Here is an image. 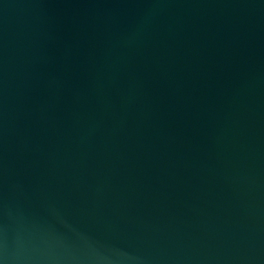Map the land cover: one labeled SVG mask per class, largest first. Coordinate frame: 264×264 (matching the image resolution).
Instances as JSON below:
<instances>
[{"label":"water","instance_id":"obj_1","mask_svg":"<svg viewBox=\"0 0 264 264\" xmlns=\"http://www.w3.org/2000/svg\"><path fill=\"white\" fill-rule=\"evenodd\" d=\"M0 264H264V0H0Z\"/></svg>","mask_w":264,"mask_h":264}]
</instances>
